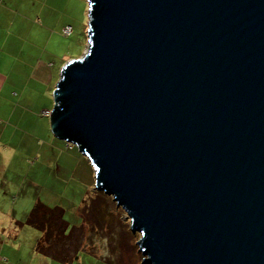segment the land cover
Wrapping results in <instances>:
<instances>
[{"label":"water","instance_id":"1","mask_svg":"<svg viewBox=\"0 0 264 264\" xmlns=\"http://www.w3.org/2000/svg\"><path fill=\"white\" fill-rule=\"evenodd\" d=\"M51 131L95 168L143 264H264V0H88Z\"/></svg>","mask_w":264,"mask_h":264},{"label":"rangeland","instance_id":"2","mask_svg":"<svg viewBox=\"0 0 264 264\" xmlns=\"http://www.w3.org/2000/svg\"><path fill=\"white\" fill-rule=\"evenodd\" d=\"M43 1V0H40ZM43 1L41 9L51 10L58 14L62 23L71 27L68 34H63L62 29L51 30L44 24L39 27L42 38L39 45L44 61H51V82L36 81L34 78L25 77L27 90L44 93L50 92L53 99L54 86H56L61 67L70 60L79 58L88 47V0H70V8H64L60 1L51 0L48 8ZM9 10L14 7L8 2ZM24 6V4H23ZM14 16V11H12ZM48 25V24H47ZM51 26V25H49ZM47 27V28H46ZM25 58L37 56V51L32 46L23 49ZM58 70V71H57ZM53 82V84H52ZM51 87V88H50ZM18 89L7 92L6 104L8 105H35L41 98L32 96L23 97ZM17 94V95H16ZM27 98V99H26ZM26 99V100H25ZM52 108V105H51ZM50 108V109H51ZM31 111L30 108H28ZM49 109V110H50ZM12 137L0 143V222L9 228L4 235V247L10 264H143V256L138 248V232H132L130 218L122 207L116 205L112 196L97 190L95 187V168L89 157L82 153L75 144L63 142L79 152V160L84 162L88 172L93 173L91 186L87 179L82 178V183L70 180V168L67 162H49L45 153V145L49 136H39L41 140L39 153L30 152L24 143L30 140L34 145L35 139L30 137L26 126L20 121L11 119ZM9 130V131H10ZM52 134V133H51ZM22 148V149H21ZM5 156V160L2 158ZM19 156L26 159H21ZM10 157L14 159L10 160ZM87 160V161H86ZM12 165V166H11ZM72 171L75 168H71ZM84 172L82 171V174ZM4 177V179H3ZM3 181V183H2ZM43 203L49 208L62 209L63 219L66 221L70 232L69 237L58 241L63 244L64 251L72 255L76 248L77 257L71 262H61L49 256L37 244L41 237V230L26 222L35 203ZM32 220L37 224L46 221V215H34ZM66 244V245H65Z\"/></svg>","mask_w":264,"mask_h":264},{"label":"crops","instance_id":"3","mask_svg":"<svg viewBox=\"0 0 264 264\" xmlns=\"http://www.w3.org/2000/svg\"><path fill=\"white\" fill-rule=\"evenodd\" d=\"M9 1L14 6L11 10H9ZM43 1H46L44 4H47L46 6L48 8L51 6L49 3L51 0ZM43 1L0 0V143H4L7 139L12 137V130H10L11 127H9V125L12 122L11 119L15 118L17 121L21 122L20 125L26 126L27 129L34 130L29 134L31 138L36 140L34 145L31 144L30 140L24 143L29 147L30 152L34 154L39 153V147L36 148L37 143L39 146L41 142L39 136H49L50 139L47 141V145L44 146V151L47 154L46 160L51 163L57 160L67 162L69 165L65 164V166L66 168H70L69 179L82 183V178H85L88 182L87 185L91 186L89 184L93 181V173L88 172L84 162L79 160V156L81 157L79 152L74 150L73 147L65 144L62 139L52 133L49 116L42 114V111L49 110L51 105L53 108L54 100L49 97L50 92H46L45 95V88H40L41 92L39 93L34 92L32 89L27 90V82L25 81L26 76H28L29 79H37L34 83L36 81L44 82L45 80L50 83L51 76L53 75L51 73V61H44L42 59L43 53L39 45V37L42 38L40 31L43 30L39 27L46 24V26L52 28L51 30H54L61 27L63 28L68 24V22L62 23L60 18H57L58 14H54L50 9H41L40 7H42ZM55 1L62 2L64 8H70L72 4H70V0ZM12 11H14V16L12 15ZM61 32H63V29ZM28 46H32V48L37 51V56L31 55V58H25L23 49ZM59 72L60 74L58 77L60 78L61 71ZM15 89H18V92L23 97L32 96L33 98H41V100L32 106L6 104L4 98L7 97V92L10 94L12 90ZM28 108H30L31 111H29ZM52 108L50 110H52ZM19 158L26 159L21 156H19ZM12 159H14V157H10L9 162ZM2 160H5V156ZM71 168H75V170L72 171ZM82 171L84 172L83 174ZM8 230L9 228L6 227L3 222H0V264H10L7 262L8 257L5 255L4 249L7 242H3V237L8 233Z\"/></svg>","mask_w":264,"mask_h":264},{"label":"trees","instance_id":"4","mask_svg":"<svg viewBox=\"0 0 264 264\" xmlns=\"http://www.w3.org/2000/svg\"><path fill=\"white\" fill-rule=\"evenodd\" d=\"M34 215H46V221L42 225L37 224L32 220V216ZM26 222L41 230L42 234L38 238L37 244L49 256L61 262H71L77 257L76 248L72 251V255H70L68 251L63 250L64 241H62L63 244H60V241H58L60 236L65 239L70 235V232H67L68 225L63 219L62 209L58 207L52 209L43 203H35Z\"/></svg>","mask_w":264,"mask_h":264},{"label":"built area","instance_id":"5","mask_svg":"<svg viewBox=\"0 0 264 264\" xmlns=\"http://www.w3.org/2000/svg\"><path fill=\"white\" fill-rule=\"evenodd\" d=\"M70 29H71V27H70L69 25H66V26L63 28V33H64V34H68V33L70 32ZM53 104H55V103H53ZM50 111H51V110H43V111H42V114H43V115H47V116H49Z\"/></svg>","mask_w":264,"mask_h":264}]
</instances>
